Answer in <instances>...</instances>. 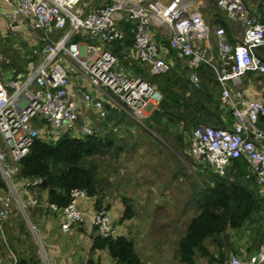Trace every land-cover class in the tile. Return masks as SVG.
I'll return each instance as SVG.
<instances>
[{
  "label": "built area",
  "instance_id": "1",
  "mask_svg": "<svg viewBox=\"0 0 264 264\" xmlns=\"http://www.w3.org/2000/svg\"><path fill=\"white\" fill-rule=\"evenodd\" d=\"M2 1L1 10L11 20L23 19L40 31L43 49L38 62L30 59L20 71L5 69L7 58L0 51V180L6 188L0 192V220L11 216L16 201L23 209L47 207L59 212L63 232L82 223L81 200L96 197L84 188H73L70 201L62 207L44 200L31 192L41 178H20L21 159L38 136L103 133L102 123L81 115L91 110L105 120L110 100L143 117L159 106L162 94L156 86L132 73L111 49L115 41L127 37L123 21L129 22L135 58L148 65L152 74L171 69V61L164 57L170 48L187 59L195 86L201 80L200 64L214 69L219 98L230 112L231 123L225 128L196 125L189 136L190 152L221 175L236 158L244 157L245 178L254 179L264 190V100L250 98L243 88L247 72L264 76V60L257 53L264 46V22L244 0H216L228 18L239 23V39H230L224 27L205 20L201 9L208 0H101L90 10L86 0ZM159 33L169 38V45L158 41ZM76 35L80 40H74ZM74 74L93 90L78 88L71 82ZM90 220L103 237L119 232L106 206L96 208ZM42 257L47 258L45 251ZM223 264H264V242L244 258L230 252Z\"/></svg>",
  "mask_w": 264,
  "mask_h": 264
},
{
  "label": "trees",
  "instance_id": "2",
  "mask_svg": "<svg viewBox=\"0 0 264 264\" xmlns=\"http://www.w3.org/2000/svg\"><path fill=\"white\" fill-rule=\"evenodd\" d=\"M209 1L208 13L212 22L224 27L232 39L230 19L226 12L217 5L216 0ZM260 18L264 22V11L261 12ZM122 23L128 31L127 37L115 41L112 44V51L132 73L150 81L162 94L159 106L148 118V125L151 128L171 137L172 125L176 128L181 126V132L173 136L179 145H184L185 133H190V136L192 129L198 124L205 123L224 128L230 125L231 115L220 101V84L210 65L206 63L199 65L201 82L198 86L193 85L189 79L188 64L180 65V69L177 70L171 67L167 72L152 74L149 67L143 65L137 58L129 62L126 54L132 48L133 40L129 32V22ZM80 38L76 35L74 40ZM170 53L173 55L174 52ZM257 53L264 60V46L258 47ZM30 59H36V54L26 58L14 56L3 62V66L5 63L10 70L20 71ZM252 74L253 71L247 72L244 79L247 81ZM107 106L109 109V105ZM261 125L264 126V117L261 118ZM121 139L123 138L117 137L112 130H107V127L101 134L78 136L65 133L62 136L57 135L55 139L38 136L29 152L20 161V178H41L42 182L38 187L46 190L48 201L59 207L70 201V192L73 188H84L89 196L96 197L94 204L99 208L104 203L97 197L101 190V180L100 164L95 157L108 152L117 153L122 149V145L118 143ZM247 167V160L239 157L233 161L225 175L213 170L205 178V186H200L195 198L198 213L191 218L177 244L176 257L181 264H223L224 255L219 256L211 252L207 240L211 239L212 242L220 244L221 239L227 237L229 229H239L246 222L253 220L255 215H263L264 193L254 179L245 178ZM0 186L4 187L2 180ZM134 214L132 206L127 204L121 219L132 218ZM263 221L264 219L253 228L252 234L256 238L263 230V236L257 243L264 242ZM91 244L93 249H108L115 259V264H149L136 251L134 239L121 232L109 237L95 234L92 236ZM198 255L205 257L207 262L199 263ZM14 264L40 262L34 257H20ZM87 264L101 263L89 258Z\"/></svg>",
  "mask_w": 264,
  "mask_h": 264
},
{
  "label": "rangeland",
  "instance_id": "3",
  "mask_svg": "<svg viewBox=\"0 0 264 264\" xmlns=\"http://www.w3.org/2000/svg\"><path fill=\"white\" fill-rule=\"evenodd\" d=\"M98 3L101 1L86 0V9L90 10ZM209 4L208 0L201 12L205 20L211 23ZM253 10L260 16L264 11V2ZM230 24L232 33L237 32L239 27H234L231 22ZM39 34L40 31L31 28L23 19L14 21L5 11L0 12V51L5 53L7 60L14 56L26 58L36 54L35 60L38 62L43 48L38 40ZM158 35L159 42L169 45V38L166 35L161 33ZM171 51L174 52L173 55ZM164 57L172 59V67L176 70L180 69V65L188 64L184 56L171 48L164 51ZM4 67L7 68L5 63ZM245 80L246 78L244 85ZM256 80L264 85V76L256 77ZM71 82L80 88L83 80L74 74ZM82 89L84 90L83 87ZM107 105L108 117L100 121L107 130H112L117 137L123 138L118 141L122 149L117 153L108 152L95 157L100 164L101 180V190L97 197L103 200V206L108 208L112 222L118 227L119 232L134 239L138 251L147 253L149 249L145 246L151 245L156 247L155 251H151L152 256L157 255L154 263L181 264L176 257L177 244L191 218L198 213L195 198L200 186H205V178L213 172V168L200 156L190 152V133H185L184 145H179L174 139L173 134L181 132V126L176 128L172 125L170 131L172 135L167 137L148 125L150 116L143 117L130 108L125 111L111 100ZM155 108L151 111L153 112ZM150 109L151 107L147 111ZM86 116L94 122L98 119L91 110L83 112L81 118ZM5 189L0 186V192ZM22 193L24 194L23 190ZM127 204L132 206L135 214L132 218L121 219ZM40 211L46 212L39 207L28 206L23 209L14 201L11 216L7 220H0V223L2 222L0 244H35L37 250L44 255L43 244L47 242L39 227L40 219L43 217ZM262 213L263 215H255L254 219L245 223L242 228L228 230L227 237L221 239L220 244L208 239L210 251L219 256L224 255L225 259L230 252L242 256L244 254L242 250H258L260 246L258 247L256 243L263 236V230L259 232L257 238H252L251 235L253 228L264 219V211ZM85 221L86 223L90 221L89 215H85ZM30 222L36 225L37 231H34ZM79 228L81 227L78 226ZM244 236L248 238L246 243L242 242ZM80 243L85 244V241L82 240ZM43 259V262L48 264V259L46 257ZM205 260L203 256H197L198 262Z\"/></svg>",
  "mask_w": 264,
  "mask_h": 264
},
{
  "label": "crops",
  "instance_id": "4",
  "mask_svg": "<svg viewBox=\"0 0 264 264\" xmlns=\"http://www.w3.org/2000/svg\"><path fill=\"white\" fill-rule=\"evenodd\" d=\"M244 1L252 9L253 8L255 9L258 4L264 2V0H244ZM0 5H1L0 12H4L3 9L1 10V8L3 7L2 0H0ZM230 22L234 24V27L235 26L239 27L237 32L235 33L231 32L232 39L235 37L239 39V35H241V27L239 23L231 19ZM134 53L135 51L132 48L127 51L126 56L129 59V62L131 61V59L135 58ZM168 59L171 61V63H173L171 58ZM143 65L148 67V65L146 64ZM5 69L10 70L9 67ZM259 76L261 77L262 75L253 72L252 76H250L247 79V81L245 80V85L243 84L244 85L243 88L247 91V94L250 98L264 100V85L256 80V77L260 78ZM81 86L85 89L93 90V87L90 84H88L86 81H83ZM95 122L102 123L100 119H97V121ZM31 192L32 193L34 192L33 194H37L39 197L43 198L44 200L48 199L47 191L39 188L38 186L32 188ZM262 192L264 193V190H262ZM94 201L95 200H93L92 198H85L80 202L81 208L84 210L85 215H89L90 219H91V215L93 214V211L96 209ZM42 209H44L46 212L40 211L42 212L43 217L40 219L41 223L39 227L41 228L43 236H45L44 238L47 242L46 244H43V247L48 259V264H87L89 258H92L96 261H100L101 264H115V259L110 255L108 249L92 248V244H91L92 236L98 233L97 230L95 231L96 228L90 222L91 220L88 221V223H86V221L84 220L81 223V225L80 224H78L77 226L75 225L73 229L70 230L69 232H63L61 230V221H62L61 214L59 212L52 211L47 207ZM32 225H34L36 228L35 224L32 223ZM78 226H80L81 228L78 229ZM36 229L38 230V228ZM0 230H2V226L0 227ZM251 236L252 238L255 237L253 234ZM243 238L244 239L242 240V242L246 243V239L248 240V238L245 236ZM82 240L85 241V244L80 243V241ZM262 243H256V245H258L259 247ZM135 247H136V251L144 261L148 262L149 264H158L156 262L154 263V259L157 257V255L154 254L153 256L151 255V251L153 250L155 251L156 247H153L151 245L150 246L146 245L145 247L149 249L147 253H144V251L143 253L138 251L136 244ZM242 251L244 253L242 256L238 254L242 258L254 252V251H245V250ZM227 256L228 254L226 255V257ZM20 257H27V258L34 257L35 259L39 260L40 264H45L43 262L44 259L42 257V254L40 253V250H37L35 244H9V243L0 244V264H14L16 260ZM206 262L207 259L199 263H206ZM165 264H169V263L165 262Z\"/></svg>",
  "mask_w": 264,
  "mask_h": 264
},
{
  "label": "bare ground",
  "instance_id": "5",
  "mask_svg": "<svg viewBox=\"0 0 264 264\" xmlns=\"http://www.w3.org/2000/svg\"><path fill=\"white\" fill-rule=\"evenodd\" d=\"M126 111V110H125Z\"/></svg>",
  "mask_w": 264,
  "mask_h": 264
}]
</instances>
